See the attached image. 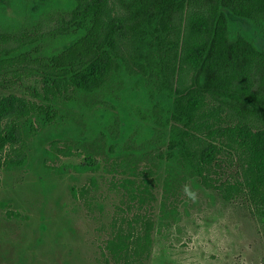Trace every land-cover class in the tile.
Wrapping results in <instances>:
<instances>
[{
    "label": "trees",
    "instance_id": "1",
    "mask_svg": "<svg viewBox=\"0 0 264 264\" xmlns=\"http://www.w3.org/2000/svg\"><path fill=\"white\" fill-rule=\"evenodd\" d=\"M230 15L264 26V0H46L0 26V172L44 127L74 129L42 164L91 174L70 194L94 221L96 264H149L190 184L264 217V49ZM128 85L142 105L120 114ZM96 109L107 120L90 134Z\"/></svg>",
    "mask_w": 264,
    "mask_h": 264
},
{
    "label": "rangeland",
    "instance_id": "2",
    "mask_svg": "<svg viewBox=\"0 0 264 264\" xmlns=\"http://www.w3.org/2000/svg\"><path fill=\"white\" fill-rule=\"evenodd\" d=\"M45 2L0 0V26L29 24ZM111 6L115 8L114 2ZM230 18L233 31L264 49V26ZM120 103L119 112L125 114L129 106L142 105L141 92L128 85ZM106 120L103 110L96 109L89 133ZM74 133L70 127H44L30 139L25 164L1 170L0 264H96L94 221L70 194L72 184H81L91 174L72 169L58 174L42 164L50 139ZM77 161L62 158L66 165ZM189 187L177 219L153 232L149 264H264V217L241 200L225 201L212 190Z\"/></svg>",
    "mask_w": 264,
    "mask_h": 264
}]
</instances>
